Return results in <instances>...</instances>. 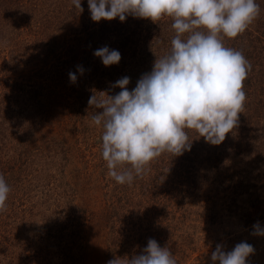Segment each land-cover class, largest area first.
Masks as SVG:
<instances>
[{
  "label": "trees",
  "instance_id": "1",
  "mask_svg": "<svg viewBox=\"0 0 264 264\" xmlns=\"http://www.w3.org/2000/svg\"><path fill=\"white\" fill-rule=\"evenodd\" d=\"M255 2L259 15L245 31L234 38L220 37L225 46L240 51L250 64L243 81L246 99L237 125L218 145L189 130L190 150L179 156L165 151L149 162L132 183L118 184L108 174L102 158L103 127L90 120L91 113L102 109L88 101L92 95L97 99L116 95L120 89L113 85L125 76L130 78L127 88L131 91L142 75L151 72L156 58L171 49L175 35L172 18L163 16L151 21L129 15L123 22L118 18L93 22L87 0H81L82 12L72 0H0V175L10 189L6 206L0 210V264H19V258L26 263L28 238L41 250L44 245L60 248L52 264H89L88 247L81 243L84 225L80 222L87 219L86 213L91 217L98 213L106 230L100 264L139 255L149 239L167 247L176 264L190 253L197 254L191 247L186 251L174 244L177 229L190 212L183 204H191L192 200L198 204L202 199L198 180L207 176L194 166H203L214 183L230 169L228 182L235 184L233 169L244 164L256 167L257 181L264 174V0ZM71 23L77 27L60 45V30ZM104 46L119 51L121 59L117 64L105 67L93 55ZM77 66L83 67L82 74ZM70 72L77 74L74 83L69 81ZM80 144L92 157L81 152ZM66 151L73 153V161ZM78 161L96 163L101 171L92 170L86 180L79 182L73 179L70 169L65 179L66 168ZM130 167L121 165L122 169ZM94 173L96 178L91 177ZM87 185L91 192H99L98 211L81 208L86 203L78 205ZM59 186L63 198L57 197L50 212L54 213L52 217H66L67 221L55 220L45 226L36 221V228H44V233L37 231L31 237L26 212L17 217V208L26 205L32 192L37 203H47ZM258 186L260 189L264 185ZM245 190L251 192L250 188ZM21 197L22 204L17 207ZM134 198L139 204L147 202V217H138V223L132 222L131 208L128 210ZM251 198L256 215L246 224L258 222L264 226V196ZM210 216L214 219L213 214ZM232 242L228 241L225 251L238 244ZM22 244L23 251L19 249L16 254V246ZM212 246L213 250L205 251L202 258L195 256L192 264H219L211 260L217 244ZM260 255L264 260V248ZM254 258L255 252L246 264H255Z\"/></svg>",
  "mask_w": 264,
  "mask_h": 264
},
{
  "label": "clouds",
  "instance_id": "2",
  "mask_svg": "<svg viewBox=\"0 0 264 264\" xmlns=\"http://www.w3.org/2000/svg\"><path fill=\"white\" fill-rule=\"evenodd\" d=\"M83 11L81 0H72ZM93 22L127 16L155 21L172 18L175 32L168 54L156 58L152 70L141 76L129 91L130 78L118 79L114 87L120 91L105 99L89 98L99 112L90 120L102 125V158L109 175L118 184L132 183L144 167L167 151L179 156L190 150L189 130L212 145L220 144L237 125L246 94L243 81L250 64L243 54L225 46L221 35L234 38L245 31L259 15L255 0H87ZM186 38H182L185 37ZM93 55L103 66L117 64L118 50L107 46ZM77 71L83 73L82 66ZM77 79L69 73V81ZM128 164L130 168H121ZM9 186L0 175V210L6 206ZM253 235L264 236L257 222ZM254 252L245 241L225 251L218 244L211 260L219 264H246ZM107 264H176L167 247L149 239L139 255L113 258Z\"/></svg>",
  "mask_w": 264,
  "mask_h": 264
},
{
  "label": "rangeland",
  "instance_id": "3",
  "mask_svg": "<svg viewBox=\"0 0 264 264\" xmlns=\"http://www.w3.org/2000/svg\"><path fill=\"white\" fill-rule=\"evenodd\" d=\"M77 25L75 23L67 24L66 29H62V31L58 35V41L61 45L63 42H66L72 36L74 30ZM58 105V104H57ZM72 140L71 138H69ZM81 152L86 157H92V155L84 149V145H79ZM68 159L73 161V153H68ZM194 166V169L200 168V171L203 175H206V179H199V187L201 188V202L196 204L195 200L191 201V204H183L184 207H189L190 212L187 213L186 218L184 219V224L181 228L177 229V234L174 238V244L177 249H184L188 251L187 248H193L194 251L197 252L196 255L192 256L190 253L189 256H186L184 260H182L181 264H192L195 261L193 258L198 256L202 258V254L205 251H212L213 244H220L223 246V249L227 248V243L229 240L240 243L241 241H245L253 246L255 252V264L259 262L264 264V260H262V256L260 255L262 249L264 248V236L253 235V225L248 226L246 222L250 217H255L256 214L251 206V195L253 197H257L258 195L264 196V186L259 189V183H263L264 185V174L260 176V179L257 181L254 179L256 177V167L242 165L237 166L233 169L234 177L232 178V183L228 182V174L231 173L229 169L225 176L221 177V181L212 182L209 180V173L207 171L204 172L203 166ZM87 167H89L87 169ZM71 170V175L73 179L76 181H84L87 179L88 174L92 170H96V173H99L96 163H91L86 161L82 163V161H78V164L75 162L73 165L71 164L65 170V179L68 178V173ZM87 169V170H85ZM92 178H96L95 173L92 174ZM71 181V179H70ZM242 184V186H240ZM245 188H250L251 192L245 190ZM55 191L50 192V200L47 203L43 204L41 202L37 203L35 195L33 192L31 193V197L26 203L25 206H20L22 204V197L18 198L17 208L19 210L17 217H22L23 214L26 217V221L31 223L29 235L31 237L39 231L40 233H44V228H36V221L40 220V226L48 225L50 222H55V220L67 221L66 217H52L54 215L51 211V205L55 204L57 197L63 198V193L61 187L54 188ZM92 188L90 186H86L82 192L80 193L79 204L82 205L81 208H85L88 212L96 211L97 201L99 200V192H91ZM45 193V190L43 191ZM136 197V196H135ZM137 200V199H136ZM133 199L130 207L131 215L130 217H134L133 223H138V217H147V213L145 211L147 202L143 201L139 204V200L136 201ZM140 205V206H139ZM200 205V206H199ZM183 207V209H185ZM47 209V211H46ZM98 211V210H97ZM23 212V213H22ZM214 215V219H211L210 215ZM77 215V214H76ZM87 219L80 222L82 227V234L84 236V240L82 239V245H87L88 247V257L86 260L89 264H97L101 262L103 253H104V245H103V233L106 230L103 228V220L102 218L96 214V216H89L86 213ZM91 217V218H90ZM149 217V216H148ZM153 217V216H151ZM97 218V220H93ZM85 221V222H84ZM96 221L97 223H95ZM146 221V220H145ZM152 219H147V222H151ZM80 226V227H81ZM183 227V228H182ZM264 227V226H261ZM182 235L180 238L179 236ZM24 237V236H22ZM192 239V241H187V239ZM28 243L25 238L21 239V242L25 243L26 246H29V257L26 260L19 258V264H52L57 260L58 251H60L59 247L52 246H42V249H38L36 245H33L32 238H28ZM192 242L190 245L187 243ZM232 242V243H233ZM231 243V244H232ZM177 245V246H176ZM24 244L18 245L15 248L16 254L19 253V249L23 248ZM40 246V245H39ZM46 247V248H44ZM34 251V253H33ZM54 261V262H52ZM52 262V263H51ZM102 264V263H101Z\"/></svg>",
  "mask_w": 264,
  "mask_h": 264
}]
</instances>
